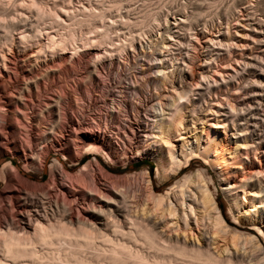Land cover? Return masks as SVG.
I'll return each instance as SVG.
<instances>
[{"label":"bare ground","instance_id":"1","mask_svg":"<svg viewBox=\"0 0 264 264\" xmlns=\"http://www.w3.org/2000/svg\"><path fill=\"white\" fill-rule=\"evenodd\" d=\"M134 1L0 0V158L10 156L0 166V264H264V0H144L143 10ZM129 58L139 64L117 91L93 85L107 87L111 118L131 107L119 155L107 113L101 128L85 120L95 95L63 89ZM130 152L148 155L162 182L201 159L233 221L256 233L227 224L199 169L163 193L148 170L138 188L103 184L112 175L96 155ZM85 153L77 173L54 157L44 183L25 175L43 174L50 154L76 165Z\"/></svg>","mask_w":264,"mask_h":264},{"label":"rangeland","instance_id":"2","mask_svg":"<svg viewBox=\"0 0 264 264\" xmlns=\"http://www.w3.org/2000/svg\"><path fill=\"white\" fill-rule=\"evenodd\" d=\"M78 1V0H77ZM125 1V0H124ZM144 0H138V2H136V1H134L135 3L134 4H138V5H136L137 7L139 6L140 7V9L142 8V10L145 8V4H149V3H146L145 1L143 2ZM146 1H148V0H146ZM156 2V0H152V1H148V2H150V4L151 3H155ZM159 1V0H158ZM161 1V0H160ZM167 1V2H166ZM180 1H182V0H180ZM200 0H198L197 2H199ZM202 1V0H201ZM200 1V2H201ZM209 0H206V2H208ZM216 1H218V0H214V3L216 4L217 2ZM224 3H223V2ZM133 2V1H132ZM141 2V3H140ZM162 3H161V5H163L164 3L166 4H164L165 6H168L169 4L168 3H171V2H175L174 0H162L161 1ZM176 2H178V3H180L179 2V0L177 1L176 0ZM210 2H211V0H210ZM210 2H208V3H210ZM219 2H221L222 3V7H224V4H225V2H231V1H224V0H219ZM217 3L216 5H218V6H220L219 4H221V3ZM140 4H144V5H141L140 6ZM214 4V5H215ZM227 5L229 4V3H226ZM225 4V6H227ZM156 4H152V6H155ZM204 5V6H203ZM208 6L209 4H207V3H204V2H202V8L203 7H205V8H203V10H206L207 9V11H208V9L210 10V8H206V6ZM135 8V12L136 11H139V13L140 12H142V11H140V9L139 8ZM144 7V8H143ZM212 7H214V6H212ZM221 7V8H222ZM202 8H200L201 9V13L203 14V13H205V12H202ZM137 9H139V10H137ZM194 10H199V8H194ZM138 13V12H137ZM205 18H208V16L207 17H205ZM200 20H202V19H200ZM237 25V23L235 22V21H232V23H231V30H230V33H233V31L235 30V28H234V26H236ZM238 31H239V35H237V39L238 40H241V43H244L245 41H246V38L244 37V36H242V33L244 32V30L242 29V26L241 25H239L238 26ZM158 33L154 36V35H150L151 37L149 38V39H151V41H153L154 43H156V42H158L157 40H158ZM156 39H155V38ZM139 55H141V54H139ZM84 56H85V54L84 53H81L80 54V56L79 57H81V58H84ZM131 57H132V55H130ZM129 59H131L130 60V64H127V66L124 68L123 67V65H120L118 62H115L114 63V67H112V68H110V69H107V66H105L100 72H99V74H98V76H97V78L96 79H94V80H90V79H88L87 78V76L85 77V76H83V78H80V76H79V79H82V81H80L79 79L76 81V78L73 80V79H71V80H69V81H66L67 82V84H68V82H69V84L67 85V86H65V88L63 89L64 91H67V90H69V89H75L74 91H76V92H78L79 91V89H80V87H83L84 89H86L87 90V92H88V94L90 95V94H92L93 96L95 95V98H96V100L99 102V103H97V105H95V106H93V107H91V109H92V111L91 110H89V118H88V116H87V114H88V112L86 113V109H85V113L86 114H84V116L85 117H87V118H85V120L87 121L88 120V122H89V124H90V127H94L95 128V126H97V128H101L102 127V122H103V120L105 119V114L107 113V118L108 119H110V121L112 122V124H111V126L110 127H107L108 129H107V135L111 138H115V142L118 144V149L117 150H119L118 152L120 153V151H121V153L119 154V155H121V154H123V150H124V146H125V143L127 142L126 140H129V137H127V133H128V136H129V134H130V125L131 124H129V119H128V117L127 116H129V115H132V110H130L131 109V107L130 106H128V107H121V110L120 111H118L116 114H114V116H112V118H111V116L109 115V112L106 110V108L108 107L106 104H105V102H104V98H103V96L101 95V93L100 92H102L103 91V89L104 90H107V87H105V88H103V87H100V88H96V87H93V85L95 86L96 84H105V85H108V87H110L111 89L113 88L114 89V91H117V89H119L120 88V86L119 85H117V88H116V83H114L115 81H117V80H125L124 78L125 77H127V75H131V74H134L133 73V71L134 70H130L131 68H132V64L133 63H136L135 62V60L133 59V58H129ZM133 60H134V62H133ZM129 63V62H128ZM136 64H139V63H136ZM131 66V67H130ZM130 70V72H129V70ZM199 71V69H198V67L195 69V71H194V73H195V76L194 77H197V72ZM127 72L129 73V74H127ZM127 74V75H126ZM79 75V74H78ZM133 76V75H132ZM78 77V76H77ZM61 80H62V78H60ZM117 79V80H116ZM46 81V79H43L42 81ZM44 81V83H46V84H49L48 82H49V80L47 81V82H45ZM64 81V80H63ZM65 82V81H64ZM76 82V83H75ZM81 83V85H80V83ZM83 82V83H82ZM79 83V84H78ZM140 83H141V81L139 82H137V85L139 84L140 85ZM73 84V85H72ZM78 84V85H77ZM76 85V86H75ZM72 87V88H71ZM115 87V88H114ZM119 87V88H118ZM93 90H92V89ZM66 89V90H65ZM90 89L92 90V91H90ZM99 90V92L97 91V90ZM96 91V92H95ZM98 92V93H97ZM133 92V91H132ZM129 93H131V91L130 92H128V96L126 97V94H125V98H127L126 100H128V98L130 99V94ZM101 95V96H100ZM137 95H139V93L137 94ZM140 95H144V93H141ZM139 95V96H140ZM145 96H146V94H145ZM124 98V99H125ZM129 109V110H128ZM100 113V114H99ZM0 114H4L3 113V111H0ZM99 115V116H96V115ZM120 116L119 117V123H118V121H116V116ZM94 116H96L95 118H94ZM100 116H101V118H100ZM127 117V118H126ZM125 118L126 119H128V123H125ZM93 119H95V120H93ZM92 120V121H91ZM99 120V121H98ZM102 120V121H101ZM116 121V122H115ZM94 123H95V125H94ZM93 125V126H92ZM101 125V126H100ZM119 126V127H118ZM83 127L84 128H86L84 125H83ZM82 127V128H83ZM34 128V127H33ZM32 128V129H33ZM31 129V130H32ZM87 130L88 129H90L89 127L88 128H86ZM119 130V131H118ZM32 131H35V128L32 130ZM103 136V135H102ZM88 148V146L87 145H84V147H83V149L82 150H85V149H87ZM101 161H102V163H103V165L105 166V168L109 171V173L112 175V177L111 178H101V182L103 183V184H106V185H109V183L113 180V179H120V180H123V181H125L127 184H130L131 186H133L134 188H138V185H137V180H138V178H139V174H140V172L142 171V170H148V172H149V169H148V167L146 166V165H137V162H139V161H143V160H145V161H151L152 163H153V171H152V176H151V174H150V172H149V177H150V180H151V186H152V188H153V190L155 191V192H157V193H163L164 191H165V189H167V187L170 185V184H172V183H174L175 181H177L179 178H181L185 173H188V172H190V171H195V170H197V169H199V170H201L202 171V173H203V176H204V178L205 179H211V183L209 182L208 184H209V188L211 189V191H213V192H215V194H216V202H217V205L219 206H221V209H220V211H221V214H222V216H223V218L225 219V221L227 222V224L229 225V226H231V227H233V228H238V229H240L241 231H245V232H249V233H256V231H254L253 229H251V228H249V227H247V226H242V225H240V224H237V223H235L234 221H233V218H232V215L230 214V212L228 211V204H227V201H226V199L224 198V196H223V194L220 192V190H219V185H218V181H217V178H216V176L214 175V173H213V170H212V168L210 167V165H208V164H205L201 159H199V158H193L192 160H191V162H190V165H189V167H185V168H183L180 172H179V174L178 175H176V176H174V177H172V178H170V179H168L167 181H165V182H162V181H160V180H158L157 178H155L154 177V162L150 159V157L148 156V155H142V156H140V157H134V154L133 153H128V155H127V157H126V159H123L122 161H115V162H110V161H108V160H106L105 158H104V156L103 155H96ZM54 157H56V158H58L61 162H63L65 165H66V171L68 172V173H77V172H79V170H80V168L82 169V165L83 164H85L88 160H90L92 157H93V154H91V153H85V154H83V159L82 160H80L76 165H71V162H69V161H66V160H63L62 159V157H61V155L60 154H50V156L48 157V160H47V162H46V167H45V171H44V173L43 174H40V173H26L25 172V175H30L31 176V180H33V181H36V182H38V183H44L48 178H49V171H48V166H49V164L53 161V159H54ZM121 157V156H120ZM10 159V156H3V157H1L0 158V166H1V164L3 163V162H5L6 160H9ZM15 164L16 165H18L19 167H21V163L19 162V160L18 159H15ZM223 167H224V165H223ZM225 169H226V167H224ZM230 168V167H229ZM85 171H87V172H89V173H96L95 171H92V169H91V167H87V169L85 170ZM242 175L241 174H239V175H237V176H235V177H238V178H240ZM0 186H1V181H0ZM134 191H136L137 192V190H135L134 189ZM133 194H135V192H132V193H130V198L132 199V196H133ZM220 208V207H219ZM259 239H260V242L264 245V240L261 238V237H259Z\"/></svg>","mask_w":264,"mask_h":264},{"label":"trees","instance_id":"3","mask_svg":"<svg viewBox=\"0 0 264 264\" xmlns=\"http://www.w3.org/2000/svg\"><path fill=\"white\" fill-rule=\"evenodd\" d=\"M137 165H146L147 167H148V169H149V172H150V174H151V176H152V171H153V163L151 162V161H145V160H143V161H139V162H137ZM190 165V164H189ZM189 167V166H188ZM219 207H220V209H221V206L219 205Z\"/></svg>","mask_w":264,"mask_h":264}]
</instances>
